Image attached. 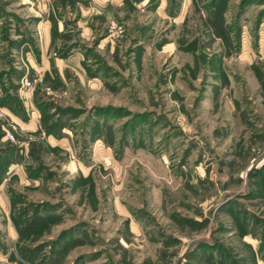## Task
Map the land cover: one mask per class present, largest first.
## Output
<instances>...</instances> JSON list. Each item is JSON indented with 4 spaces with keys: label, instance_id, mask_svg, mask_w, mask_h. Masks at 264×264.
I'll list each match as a JSON object with an SVG mask.
<instances>
[{
    "label": "rangeland",
    "instance_id": "rangeland-1",
    "mask_svg": "<svg viewBox=\"0 0 264 264\" xmlns=\"http://www.w3.org/2000/svg\"><path fill=\"white\" fill-rule=\"evenodd\" d=\"M0 264H264V0H0Z\"/></svg>",
    "mask_w": 264,
    "mask_h": 264
}]
</instances>
